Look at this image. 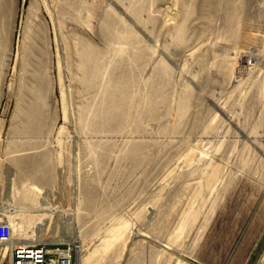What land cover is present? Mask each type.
Listing matches in <instances>:
<instances>
[{
  "label": "rangeland",
  "instance_id": "374dc122",
  "mask_svg": "<svg viewBox=\"0 0 264 264\" xmlns=\"http://www.w3.org/2000/svg\"><path fill=\"white\" fill-rule=\"evenodd\" d=\"M2 221L73 264L262 263L264 0H0Z\"/></svg>",
  "mask_w": 264,
  "mask_h": 264
},
{
  "label": "built area",
  "instance_id": "2783aa9c",
  "mask_svg": "<svg viewBox=\"0 0 264 264\" xmlns=\"http://www.w3.org/2000/svg\"><path fill=\"white\" fill-rule=\"evenodd\" d=\"M11 235V225L0 222V243L9 240ZM9 264H73V258L70 247H48L42 242H17L11 246ZM260 264H264V261Z\"/></svg>",
  "mask_w": 264,
  "mask_h": 264
},
{
  "label": "bare ground",
  "instance_id": "6f19581e",
  "mask_svg": "<svg viewBox=\"0 0 264 264\" xmlns=\"http://www.w3.org/2000/svg\"><path fill=\"white\" fill-rule=\"evenodd\" d=\"M89 62V61H88ZM87 63V62H86ZM85 64V63H84ZM76 240V239H75ZM37 241V240H36ZM34 240H27V239H23V240H13V239H9L8 241H6V244H9V254H10V249H11V246L14 244V243H17V242H22V243H26V242H36ZM38 242H41V241H38ZM74 243V242H73ZM76 244V243H75ZM78 264V263H76Z\"/></svg>",
  "mask_w": 264,
  "mask_h": 264
}]
</instances>
